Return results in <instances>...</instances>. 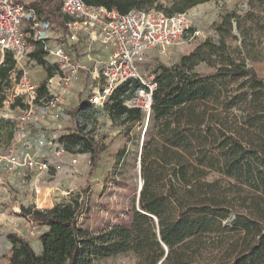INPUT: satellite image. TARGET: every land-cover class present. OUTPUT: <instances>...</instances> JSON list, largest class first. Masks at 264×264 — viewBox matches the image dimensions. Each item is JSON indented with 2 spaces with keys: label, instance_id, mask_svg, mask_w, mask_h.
Segmentation results:
<instances>
[{
  "label": "trees",
  "instance_id": "1",
  "mask_svg": "<svg viewBox=\"0 0 264 264\" xmlns=\"http://www.w3.org/2000/svg\"><path fill=\"white\" fill-rule=\"evenodd\" d=\"M84 1L123 13L158 8L173 14L210 0H172L170 6L161 0ZM36 6L60 24L69 19L59 14L58 0H38ZM234 16L225 14L221 27L231 30ZM227 48L223 38L218 43L208 40L177 64H158L152 70L157 87L141 154L143 186L130 226L98 233L81 228L89 207L81 194L50 209L22 205L20 216L47 229L40 235V253L16 232L0 234L12 243L9 264H91L127 252L143 255L138 264H235L264 252V79L246 62H237ZM31 57L47 71L38 98L53 97L47 82L58 66L46 61L40 41H35ZM201 63L215 70L198 71ZM15 67L13 54L7 52L0 65V107L3 85ZM230 77L246 78L249 85L229 95ZM124 89L115 90L104 108L113 124L130 129L143 123L145 115L124 105ZM17 105H23L20 98ZM83 106L79 103L71 111L72 128L61 142L69 153H89L96 166L98 142L78 121ZM218 106L222 111L239 106L240 113L231 119ZM124 153L125 148L119 151L118 161ZM211 172L236 182L210 179Z\"/></svg>",
  "mask_w": 264,
  "mask_h": 264
},
{
  "label": "rangeland",
  "instance_id": "2",
  "mask_svg": "<svg viewBox=\"0 0 264 264\" xmlns=\"http://www.w3.org/2000/svg\"><path fill=\"white\" fill-rule=\"evenodd\" d=\"M161 2L170 6L172 0ZM187 11L190 12L195 28L200 30L199 35L194 36L188 44L173 47L167 52L151 50L143 66L146 72L154 70L158 64H177L183 55L191 53L204 42L210 40L218 43L223 38L227 43V51L235 60L246 62L264 79V0H210ZM227 13L235 15L231 30L228 26L221 27L223 16ZM63 32L64 29L55 31L54 36ZM212 60L216 63L218 56L214 54ZM40 66L37 62L32 63L31 71ZM196 69L200 72L215 70L206 63H201ZM11 76L12 74L10 82L3 85L8 93L13 86ZM37 76L36 71L31 79L39 86L44 79L40 83L35 82ZM227 84L226 93L231 95L239 93L242 88L244 90L249 82L246 78L230 77ZM98 87L100 84L83 72L80 80L72 85L70 93L59 95L62 96L59 105L62 109L60 118L30 125L32 140L44 139L47 142L41 148L43 156L39 159H46L49 168L42 172L28 169L27 183H15L13 187L6 180L8 192H0L1 198L10 193L5 201L0 199V234L18 233L30 241L37 253L42 251L39 234L46 229L20 216L22 205L50 209L56 203L69 201L73 195L81 194L88 199L89 205L80 220L81 228L98 233L115 225H131L133 210L138 205L139 191L143 186L141 154L142 144L144 145L147 138L150 116H144L143 123H136L130 129L123 124H113L105 108L90 103V98ZM50 93L56 96L58 89L55 87ZM79 103L84 106L78 112V121L98 142L99 157L96 166L87 152L68 153L55 158L50 145L51 142L61 143V137L70 131L73 124L71 111ZM13 104L3 102L0 107L1 153L16 133V119L22 105L14 107ZM218 107L222 116L228 115L231 119L240 113L239 106L227 111H222V106ZM124 148L125 153L118 161L117 154ZM73 157L78 159L77 162H72ZM209 178L219 179L223 184L236 182L234 178L218 172H211ZM36 185L41 187V192L37 194L34 191ZM19 205L21 206L18 208ZM10 246L8 240L0 238V264H9ZM263 253L262 251L253 258L245 256L235 264H264ZM142 258L141 254L127 252L96 259L91 264H138Z\"/></svg>",
  "mask_w": 264,
  "mask_h": 264
},
{
  "label": "built area",
  "instance_id": "3",
  "mask_svg": "<svg viewBox=\"0 0 264 264\" xmlns=\"http://www.w3.org/2000/svg\"><path fill=\"white\" fill-rule=\"evenodd\" d=\"M37 1L0 0V65L7 52L16 62L11 76L13 86L10 93L2 91L3 102L13 104L20 98L23 104L16 119V133L0 152V182L14 176L24 184L28 169L42 172L49 168L46 159H39L47 142L32 140L30 125L59 119V95L70 93L83 72L100 84L90 98L91 104L104 108L115 90L124 86V105L139 108L149 117L157 81L155 74L143 67L148 54L186 45L200 33L188 11L168 14L158 8H133L123 13L84 0H58L60 13L69 18L60 24L41 13ZM60 29L65 32L54 36ZM35 41L42 43L46 61L58 66L47 82L49 92L58 89L56 96L50 93L52 99L38 98L39 86L31 79ZM50 145L55 158L69 153L63 142ZM77 160L72 158V162ZM34 191L41 192V187L36 185Z\"/></svg>",
  "mask_w": 264,
  "mask_h": 264
},
{
  "label": "crops",
  "instance_id": "4",
  "mask_svg": "<svg viewBox=\"0 0 264 264\" xmlns=\"http://www.w3.org/2000/svg\"><path fill=\"white\" fill-rule=\"evenodd\" d=\"M37 72H38V76L36 77V79H35V82H38V83H40L43 79L45 80L46 78H47V71L43 68V66H40V68H37V69H35ZM35 70H32L31 71V75H33V77H34V74H35ZM70 92H71V88H70V90H69ZM6 180H8L10 183H12V184H10V185H14L13 187H15V183L16 184H23V182H22V180L20 179V178H18V177H14V176H12V177H9V178H7V179H5V180H3V181H1L0 182V192L1 191H5V192H8V188L6 187V183H7V181ZM8 182V183H9ZM10 188V187H9ZM6 196L4 197V198H1L0 197V199H1V201H5L6 200ZM0 204H1V202H0ZM21 205H19L18 206V208L20 207ZM26 206V205H25ZM15 208V207H14ZM17 208V209H18ZM44 229H47V227L46 226H44L43 227ZM43 233V232H42ZM41 233V234H42ZM41 234H39V245H40V235ZM9 241V240H8ZM10 243H11V241H9ZM42 247V246H41ZM10 248H12V243H11V246H10Z\"/></svg>",
  "mask_w": 264,
  "mask_h": 264
},
{
  "label": "water",
  "instance_id": "5",
  "mask_svg": "<svg viewBox=\"0 0 264 264\" xmlns=\"http://www.w3.org/2000/svg\"><path fill=\"white\" fill-rule=\"evenodd\" d=\"M142 148H143V144H142ZM142 148H141V149H142ZM141 189H142V187L140 188V191H141ZM140 191H139V195H140Z\"/></svg>",
  "mask_w": 264,
  "mask_h": 264
}]
</instances>
